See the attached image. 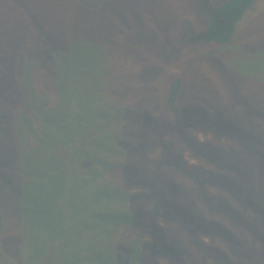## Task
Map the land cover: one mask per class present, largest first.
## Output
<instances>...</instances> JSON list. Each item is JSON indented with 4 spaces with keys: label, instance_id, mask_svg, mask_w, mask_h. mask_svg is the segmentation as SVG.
Here are the masks:
<instances>
[{
    "label": "rangeland",
    "instance_id": "374dc122",
    "mask_svg": "<svg viewBox=\"0 0 264 264\" xmlns=\"http://www.w3.org/2000/svg\"><path fill=\"white\" fill-rule=\"evenodd\" d=\"M83 1L0 0V47L8 51L0 54V63L9 61L0 67V152L23 150L18 139L19 128L27 122L25 110L14 106L17 94L25 90L18 74L23 59L28 61L32 53L40 52L46 63L52 59L48 56L51 48L68 52L70 88L80 87L84 107L80 115L70 117L71 124L65 123L62 132L74 135L77 143L83 139L87 154L81 162L82 176L89 185L122 188L132 194L128 200L111 198L113 210L137 203L146 207V215L136 217L137 223L130 224L127 217L121 225L102 222L103 229H96V224L89 229L118 246L132 248L134 241H142L138 252L123 251L117 264H152L146 255L160 256L161 261L177 259L171 246L187 252L183 255L186 264L250 263V258H240L234 251L236 239L214 233L192 218L208 212L206 192L233 199L236 206L241 204L233 198L228 183L208 169L228 172L241 184L246 180L253 187L264 184L256 151L249 155L244 151L254 143H248L238 129L219 122L226 119L240 129H258L264 115V0L245 13L231 41L223 45H188L186 38L203 29L213 9L224 0H106L108 6L94 9L82 7ZM34 68L42 71L38 64ZM177 78L182 79L179 114L167 103V91ZM88 92L93 99L87 100ZM107 105L108 111L112 106H117L119 113L122 109L120 118L101 109ZM52 133L44 146H49ZM8 140L14 141V147H4ZM67 148L72 152L75 146L70 142ZM209 150L219 152L220 157ZM228 158L236 165L223 164ZM3 162L0 154V169ZM123 162L129 166L122 167ZM103 170L107 176L98 177ZM18 194L20 199L21 190ZM83 199L88 201L89 194ZM175 205L181 206V213ZM85 206L89 211L86 216L84 210L77 209L81 222L87 224L85 217L97 222L91 208L98 204L91 200ZM241 210L246 212L245 205ZM4 213L0 204V221ZM9 214V225L15 224V210ZM212 215L236 229L242 240L240 248L245 249L244 235L239 232L244 221L233 222L218 207ZM5 237L2 231L0 239ZM153 243L155 249L147 250Z\"/></svg>",
    "mask_w": 264,
    "mask_h": 264
},
{
    "label": "trees",
    "instance_id": "16d2710c",
    "mask_svg": "<svg viewBox=\"0 0 264 264\" xmlns=\"http://www.w3.org/2000/svg\"><path fill=\"white\" fill-rule=\"evenodd\" d=\"M105 1L84 0L82 7L94 9L98 5L108 6L104 3ZM258 1L224 0L213 9L208 23L203 29L187 36L186 43L188 45L198 42L228 44L245 13L253 9ZM60 41L65 44L64 41ZM4 52L8 51L0 47V54ZM30 56L41 59L39 61L32 57H29L28 61L23 59L18 74L22 88L25 90L17 94L18 102L14 104L15 109L25 110L27 122L19 128L21 135L18 139L23 150L20 153L12 154L0 152L4 158V167L0 169V184L3 188L0 204L5 211L0 221V234L2 231L6 233L5 240L0 239V264H117L123 251L129 249V251L138 252L142 241H134L131 244L132 248L124 245L118 246L115 241L111 242L110 239L103 241L99 232L96 231L93 235L89 229H92L94 224H96V229L99 227L103 229L102 222H117V225H121L127 217H129L128 220L130 219V224L137 223L136 217L140 218V216L146 215L144 213L146 207H140V204L137 203L136 206L133 205L122 211L113 210L109 204L112 202L111 198L122 197L128 200L132 194L122 188L99 187V185L94 186L86 183L81 169L82 159L86 158L87 154L84 150L83 139L78 140V144L74 135L68 134L67 136L62 132V129L67 125L65 123L71 122L70 117L80 115L81 108L84 107L81 103L83 92L80 87L78 86L74 91L70 88L72 75L67 66L68 52L51 48L48 56H52V59L46 63H43L42 57L45 55H41L40 52L32 53ZM8 63L9 61L6 60L0 63V67L8 65ZM37 64L42 71L34 70ZM84 79L85 75L79 80V85ZM181 88L182 79L177 78L167 91V103L175 114L180 113L177 101ZM90 94L91 92L87 93V100L94 98ZM108 107L109 105L101 107V109L106 114L117 115L118 118L123 114L122 109L121 113L118 112L117 106H112L113 109L110 111H108ZM219 122L231 129H238L239 134L242 133L243 138L247 142L250 141L248 143L255 145L257 142L256 148L254 145V148L247 145L244 151L246 155L256 151L258 156L255 155L259 159L258 165H260V174L262 175L264 173V115L256 125L258 129H240L236 124L226 119ZM45 131H48L47 135ZM51 131L53 133L49 139V146H44L43 142L49 137ZM70 142L75 146L72 152H68L67 148ZM5 145L14 147V141H6L4 147L7 148ZM112 151L115 150L112 148ZM209 151L216 157H220L219 152ZM98 162L101 165L104 164L103 161ZM88 163L91 162L88 161ZM123 163L125 165H121L122 167L129 166L126 162ZM223 164L230 167L236 165L232 158H228ZM117 165L118 163L114 168ZM210 170L214 169H208L207 172L221 178L224 183H228L227 186L232 190L230 192L234 195L233 198L240 201L241 204L236 206L232 202L233 199L206 192L204 201L205 207H209L208 212L202 213L200 218L195 216L192 219L195 218L198 224L205 223L214 233L219 231L229 238L236 239L237 250L234 249V251L240 258H250L251 261L247 264H264V184L253 187L247 180L241 184L238 183L235 176L233 177L228 172ZM97 171L93 170L95 174ZM106 173L107 171L103 170L100 172L101 175H97L104 178L107 176ZM244 175L246 178L247 174L244 173ZM243 185L245 186L243 187ZM19 190H21L20 199L18 198ZM244 190H248V192L244 193ZM87 193L89 199L83 202ZM29 199L32 202H29ZM137 199L139 200V195H137ZM91 200L98 204L97 208H91L95 211L93 220L97 222L85 217L87 223L85 224L83 221L81 222L77 209L84 210L83 216H86L89 211L85 204ZM243 204L246 212L241 210ZM214 206L225 211L233 222L244 221L239 232L242 236L244 235L245 249L240 248L242 240L236 229L234 230L213 218ZM158 207L160 210L164 208L163 205ZM174 207L176 212L181 213V206L175 205ZM13 210L16 212V222L9 225L11 220L9 213H13ZM8 211L10 212L7 213ZM201 230L204 232V229ZM211 248L214 253L220 254L216 248ZM149 249H155V243L147 247V250ZM170 249L177 251V259L166 258L165 261H161L160 256L150 258L146 255L145 257L152 264H184L183 255H187V252H182L174 246H171ZM222 259L225 263L228 261L225 256H222ZM132 264H139V261H133ZM239 264H243L242 261Z\"/></svg>",
    "mask_w": 264,
    "mask_h": 264
}]
</instances>
